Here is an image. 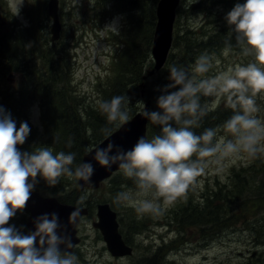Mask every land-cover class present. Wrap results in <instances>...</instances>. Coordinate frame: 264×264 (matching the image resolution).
Here are the masks:
<instances>
[{"label": "clouds", "instance_id": "obj_1", "mask_svg": "<svg viewBox=\"0 0 264 264\" xmlns=\"http://www.w3.org/2000/svg\"><path fill=\"white\" fill-rule=\"evenodd\" d=\"M224 20L229 38L234 37L242 54L252 60L210 78L205 77L213 68L208 55H200L190 69L171 65L169 83L157 89L161 93L156 101L158 110L148 111L138 101L140 115L158 126L159 133L151 139L139 137L128 150L114 142L95 149L92 159L96 163L106 169L117 165L123 177L134 184V188L124 187L115 195L118 207L129 206L139 216L162 214L163 206L185 196L210 165L264 155V120L255 115L259 111L255 98L264 96V0L237 2ZM105 29L119 34L118 20ZM228 50L225 48V53ZM202 96H226V107L233 115L222 125L196 135L192 129L200 127L201 119L211 110L208 103H201ZM129 103L128 96L116 95L98 104L107 121L101 129L106 138L112 135L113 127L119 129L130 121ZM30 132L27 121L17 129L11 113L0 106V264H78L77 256L69 251L74 247L71 237L56 213L37 217L35 230L27 234L9 225L17 212L25 209L39 179L49 187L56 186L61 177L90 183L95 171L91 162L74 166V152L54 154L48 147L21 151L18 145L26 142ZM86 199L81 196L80 203ZM80 211V207L74 208L69 224Z\"/></svg>", "mask_w": 264, "mask_h": 264}, {"label": "rangeland", "instance_id": "obj_2", "mask_svg": "<svg viewBox=\"0 0 264 264\" xmlns=\"http://www.w3.org/2000/svg\"><path fill=\"white\" fill-rule=\"evenodd\" d=\"M43 1L23 0L19 7V15H16V9L21 0H0V48L4 44L2 33L18 28L17 25H20L21 29L31 28L33 30L34 21L38 26L41 25L43 32H48L50 40L51 19L48 13V17L45 18L44 12L39 10ZM45 1L47 11L48 0ZM156 2L152 4L154 9ZM102 3L100 0L98 4H96V0H92L91 4L89 0H58V17L61 24L59 37L66 39L65 41L60 38L72 47L69 48V54L73 56L72 80L70 83H62V85H67L69 91L75 90L80 96H86L87 101L93 100L94 103L99 102L102 89L105 90L111 85L117 73L119 60L113 63V58L120 50L127 49L128 42L136 40V43L138 37L146 39L149 28L148 24L143 25L141 32L136 33L135 22L133 23L131 16L132 11L127 10L124 13L114 11L111 13L112 15L102 14L101 9L104 6ZM189 5V0H180L178 7L186 10L189 9ZM105 6L110 9L109 5ZM32 8L34 9L33 13L30 11ZM99 9L101 14L98 15ZM216 10L214 9V11ZM148 11L150 9H147ZM227 13L228 11H225L223 17ZM29 14L35 17L34 20L30 21ZM114 19L118 20L119 34L110 29H105V26L113 22ZM210 21L211 27L226 22L225 20H218L215 16H212ZM202 23V15L198 11L175 14L173 39L169 53L177 52V48L172 47L176 32L187 34L194 39L200 34V27L204 28ZM187 31L193 33H187ZM183 43V40H178V47L182 48ZM224 50L225 48L220 49L210 55L213 68L205 74V77H214L227 71L230 67L247 65L252 60V57H246L242 54L241 48L232 51L229 49L227 53ZM10 74L13 75L12 81L7 79ZM168 75V68L165 67L150 76L144 84L137 85L139 96L134 95L135 86L132 82V74L126 77V82H131L129 87L132 91L130 103L127 105L130 118L136 112L142 111V106L138 101L145 104L149 99V111H151L150 91L161 88L160 83L163 81V77H168ZM20 82L21 80L15 71L0 65V97L7 91L15 90ZM210 97L204 103H208L211 110H214L222 96ZM37 101L38 98H32L30 95L27 105L23 107L19 104L21 110L14 108V112H10L18 127L22 121L28 122L31 128L28 138H39L47 126V124L44 126L40 119ZM82 103L83 101L80 102V105ZM256 104L259 111L255 115L264 120V96L257 95ZM10 105L15 107L17 104L12 103ZM17 113L21 115L19 117L21 120H16ZM62 125L61 123L60 126ZM220 135L223 136L224 134L221 132ZM262 156L255 159L260 160ZM252 161L253 159L242 157L227 160L221 164L210 165L205 173L198 177L195 184L190 187L194 198L197 201L202 199L205 191H209L210 188H217L219 185H221L222 192L225 193L230 189L233 172L238 171L244 175L247 165ZM108 180L105 178L96 188L84 187V190L81 189V191L77 190L79 187L77 181L65 177L54 187L47 186L43 179H39V183L35 187V191L39 194L55 196L67 203L76 199L77 204L85 205L87 201L90 213L77 224L79 242L72 251L78 258V264H264V209L259 210L254 216H249L248 223L243 222L244 218L240 217V220L235 224H212L202 233L198 229H193L179 234L175 229L176 224L172 220L171 214L172 210L186 200L189 192L174 203L163 206L162 214L139 216L133 208L126 205L118 207L114 203V197L119 191L124 187L134 188V184L124 182L121 177L117 178L114 183H110ZM81 196L87 197L83 203H80ZM99 203H108L111 209L117 213L118 218L120 217L123 229L127 232V244L133 248L131 255L113 257L107 251L100 232L92 226V222L96 220V205ZM27 216L26 208L22 212L18 211L16 216L9 221V225H15L20 229L18 226H20L21 219L23 218L25 222ZM165 223H168V226ZM22 231L24 232V230ZM28 232L24 233L27 234Z\"/></svg>", "mask_w": 264, "mask_h": 264}, {"label": "trees", "instance_id": "obj_3", "mask_svg": "<svg viewBox=\"0 0 264 264\" xmlns=\"http://www.w3.org/2000/svg\"><path fill=\"white\" fill-rule=\"evenodd\" d=\"M101 1L103 2L102 6L104 4L103 7L107 8L105 5L110 6V9L107 8L109 11L102 7V14L112 15L111 13L114 11L124 13V11L129 10L132 11L131 16L133 23L135 22L134 29L136 33L141 32L143 25L148 24L149 28L146 39L138 37L136 43V40L128 42L127 49L120 50L113 58V63L119 60L117 62V73L111 85L105 90L102 89L100 100L96 103L93 100L87 101L86 96H80L75 90L69 91L67 85H62V83L68 84L71 82L73 72V56L69 54V48L72 47L63 41H66V39L59 37L54 42L50 41L48 32H43L41 25L38 26L35 21L32 26L33 30L31 28L21 29L20 25H17L18 28L2 33L4 44L0 48V65L2 64L6 69L15 71L21 82L18 83L15 90L7 91L0 97V106L9 112H14V108L21 110L19 104L23 107L27 105L31 95L32 98H38L37 106L41 112L40 119L43 121L44 126L47 124L45 132L39 135V138L29 137L23 145H18L21 151H32L39 147H48L54 154L60 151L74 152L76 154L74 165L79 164L83 154L105 138L101 129L107 125V121L98 111V104L103 100H110L116 95H126L131 98L132 91L129 87L131 82H126V77L130 74L133 76L132 82L135 86L134 95L137 96L139 94L136 86L144 84L149 78L143 79V76L146 74L147 69L153 66L150 49L156 15L152 4L158 0ZM98 2L99 0H96V4ZM237 2L244 3L245 0H192L189 9L184 10L177 7L176 14L179 15L189 11H198L202 15L204 28L200 27V34L194 39L184 33L178 34L176 31L179 30H176L172 47L177 48V52L169 53L162 68L169 69L171 65H176L190 69L200 55L210 56L213 52H218L223 48H229L231 51L234 49L240 50L234 37L229 38V29L226 22L213 27L209 24L212 16H215L218 20H224L225 11L229 12ZM150 5L152 7H149ZM147 9H150V11L147 12ZM214 9L217 10L214 11ZM39 10L44 12L45 18L48 17L45 0ZM101 10L97 11L98 15L101 14ZM30 11L33 13L34 9L32 8ZM34 18L33 15L30 16L29 14L30 21ZM209 28L211 29L209 30ZM187 33L193 32L187 31ZM60 38L63 40H60ZM178 40L184 41L182 48L178 47ZM29 44H31V47H26ZM168 83V77H163V81L160 83L161 88ZM150 92L151 111H157L156 101L161 93L157 90ZM77 98H80V100H77ZM210 98V96H202L201 103L203 104ZM81 101L83 103L80 105ZM12 103L17 105L14 107L10 105ZM226 105L227 97L222 96L217 107L210 110L201 119L200 127L192 129L195 134L200 135L207 128H216L231 117L233 110L226 107ZM256 106L258 107L257 104ZM20 116L17 113V121L21 120ZM61 120L63 121L61 122ZM61 123L62 126H60ZM115 129L113 127L112 132ZM146 131L147 138L151 139L159 133L160 129L147 121ZM120 177L124 179V182L133 184L131 180L123 177L120 171L112 174L108 182L114 183ZM63 178L61 177L60 180ZM188 192L186 200L172 210L171 214L172 220L176 224L175 229L179 234L193 229H198L202 233L210 228L212 224H235L240 220V217L244 218L243 222L248 223L249 216H254L259 210L264 209V156L260 160L253 159L247 165L244 175L238 171L233 172L230 189L225 193L222 192L221 185H219L217 188H210L209 191H205L206 193H203L202 199L197 201L190 189ZM62 202H65V200H62ZM71 203L77 204L78 202L76 199H72ZM85 205L90 210L87 201ZM117 219L120 223L119 231L125 242H127V232L123 229L120 217ZM131 219L134 221L133 218ZM165 224L168 226V223ZM18 227L27 232L23 218Z\"/></svg>", "mask_w": 264, "mask_h": 264}, {"label": "water", "instance_id": "obj_4", "mask_svg": "<svg viewBox=\"0 0 264 264\" xmlns=\"http://www.w3.org/2000/svg\"><path fill=\"white\" fill-rule=\"evenodd\" d=\"M179 5V0H158L155 9L156 21L152 34L151 43V59L153 66L147 69L143 79L152 76L159 71L165 64L169 51L172 45V31L175 20L176 8ZM47 13L51 19L50 26V40L56 41L60 36L61 24L58 17V0H48ZM7 79L12 81L13 75H8ZM149 100L145 102L146 109L149 111ZM140 112H137L130 118V121L119 129L112 132L110 137H105L100 143L86 152L82 162H91L94 166V174L90 178V183L86 181H77L79 189L84 187L96 188L98 184L109 177L113 171L117 170V165H113L111 169H106L96 163L92 157L95 154L97 147L104 148L109 142H114L124 150L130 149L141 136H146L147 121ZM78 206L64 204L59 202L55 197H43L37 192L33 191L30 199L26 204L29 211V216L26 221V226L29 231H34V221L37 217L44 214L56 213L59 217V222L66 229V234L71 237L73 245L77 244L79 238L76 236V225L82 215L87 214V208L80 207V215L74 223H68L69 215L74 208ZM92 226L100 232L105 242L106 248L113 257H124L132 254V247L129 246L122 238L118 230V221L116 213L112 210L108 203H99L96 206V220L92 222ZM63 249V246H61ZM74 248V247H73ZM69 249V251H72Z\"/></svg>", "mask_w": 264, "mask_h": 264}]
</instances>
